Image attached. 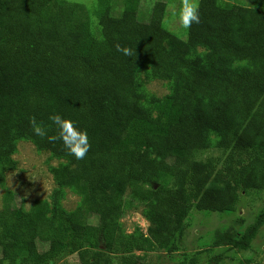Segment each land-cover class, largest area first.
<instances>
[{"label": "trees", "instance_id": "obj_1", "mask_svg": "<svg viewBox=\"0 0 264 264\" xmlns=\"http://www.w3.org/2000/svg\"><path fill=\"white\" fill-rule=\"evenodd\" d=\"M137 1L116 16L102 0L95 32L84 4L0 0V264H60L73 254L80 264H113L121 219L136 205L150 222L138 250L173 251L194 207L235 211L242 192L264 190V0H199L187 40L163 26L166 2L144 21ZM144 68L170 82L167 96L143 86ZM56 114L87 133L83 159L51 139ZM32 118L46 136L35 135ZM20 141L63 160L50 167V200L29 210L7 188ZM210 148L223 151L221 168L204 161ZM67 189L81 197L73 211L63 207ZM91 209L101 224L88 223ZM263 225L264 211L244 237ZM121 264L145 263L132 254Z\"/></svg>", "mask_w": 264, "mask_h": 264}, {"label": "rangeland", "instance_id": "obj_2", "mask_svg": "<svg viewBox=\"0 0 264 264\" xmlns=\"http://www.w3.org/2000/svg\"><path fill=\"white\" fill-rule=\"evenodd\" d=\"M67 1L84 4L90 14L93 29L99 31L95 10L102 0ZM128 1L110 0L113 13L119 16ZM157 1H164L167 5L163 26L182 40H187L189 28L185 29L179 23L183 0H138L140 18L148 20L149 9ZM225 1L253 6L249 0ZM258 8L264 13V5ZM139 79L147 90L158 97L163 98L170 93V82L148 78L146 68L141 71ZM212 138L217 139L215 135ZM14 159L18 162V168L7 174V188L16 195L13 204L23 205L29 210L37 200H50L56 187L50 167L59 165L63 160L54 158L48 151H38L28 141H20ZM203 159L213 161L221 168L225 155L219 148H210L204 153ZM145 169V165L139 166L142 177ZM130 192L129 189L127 195ZM4 198L5 190L0 187V211L4 208ZM80 202L78 194L71 189L66 190L62 203L67 211L75 210ZM263 211L264 190L245 191L241 193L235 211H201L194 207L186 221L184 236L176 240L175 250L158 247L138 250L143 236H148L150 222L144 215V207L136 205L127 210L121 219L122 227L113 254V264L125 262L132 254L138 255L145 264H264V225L254 236L244 237ZM87 221L90 224H101L104 220L99 211L91 209ZM227 236H232V239H226ZM40 248L44 251L47 246L40 245ZM60 264H80L79 256L73 254Z\"/></svg>", "mask_w": 264, "mask_h": 264}, {"label": "clouds", "instance_id": "obj_3", "mask_svg": "<svg viewBox=\"0 0 264 264\" xmlns=\"http://www.w3.org/2000/svg\"><path fill=\"white\" fill-rule=\"evenodd\" d=\"M199 22L200 18L197 0H183L182 9L179 15V23L181 26L188 29L193 23L198 24ZM117 50L121 51L126 56L132 54L130 49H121L119 45L117 46ZM49 119L59 130V136L51 139H60L70 155L74 156L77 160L83 159L90 148L87 133L79 129L73 121L63 118L59 114L52 115ZM30 123L35 135L40 137L47 135L46 129L38 124L35 118H32Z\"/></svg>", "mask_w": 264, "mask_h": 264}]
</instances>
